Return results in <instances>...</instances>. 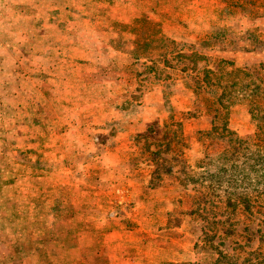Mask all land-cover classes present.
Returning <instances> with one entry per match:
<instances>
[{"label":"rangeland","instance_id":"1","mask_svg":"<svg viewBox=\"0 0 264 264\" xmlns=\"http://www.w3.org/2000/svg\"><path fill=\"white\" fill-rule=\"evenodd\" d=\"M259 66L264 0H0V264H145L151 253L209 264L220 251L256 248L264 195L246 219L210 196L201 172L226 149L245 160L257 125L239 106L216 124L227 129L206 132L201 94L216 76L231 84L227 72L238 68L251 69L240 80L250 90ZM102 84L127 89L106 114L95 105ZM116 139L126 148L105 159ZM201 141L213 143L211 159L190 172L185 159L204 158ZM136 175H148L147 189ZM80 246L86 262L69 251Z\"/></svg>","mask_w":264,"mask_h":264},{"label":"trees","instance_id":"2","mask_svg":"<svg viewBox=\"0 0 264 264\" xmlns=\"http://www.w3.org/2000/svg\"><path fill=\"white\" fill-rule=\"evenodd\" d=\"M142 17H144L143 14ZM141 31L146 32L144 30ZM157 45L158 44L155 42H150L149 46L153 48ZM243 69H232L230 72H227L229 73L228 79L232 80L231 84L226 80V84H223V78L216 76L217 83L214 84L216 89H211L210 91L208 90L201 94L202 97L206 96L205 98H203L204 100H206L205 104L207 105L205 115L211 118L212 124V129L206 132L212 134V130L214 129H227V122L219 127H216V124L219 120H221V118L225 119L230 114L238 112V108L240 106L241 108L247 109V111L251 115V118L257 125L255 133L258 142L256 143L257 148L252 149V147H248V151H253L250 152V154L247 155V158L243 161H241L240 155L237 154L239 148L236 149V147H234V151L232 152V154H230L227 149L220 154L217 153V158L216 160L213 159V162L216 163L215 161H218L220 163L212 168V170L204 168L203 172H201V180L202 182L210 184V196H224L228 202V206L231 207L234 212L237 208H240L245 213L247 219L248 215L256 207V201L264 195V88L256 83L257 80H264V67L259 66L256 70V79L253 81L251 80L247 83V85L251 84L250 90H248L249 88L244 89V87H242L241 85L240 80L244 77H251V73L249 72L251 71V69ZM241 75L244 76L241 77ZM210 79L211 78H208V81ZM237 79H239V81ZM78 87L80 88V90H82L83 88L82 84H79ZM114 87L115 86H103L99 91V98L95 100V102L98 101L97 104L99 105H102V103L113 104L116 100V96H118L117 99L122 97L121 94H111V90L113 89L118 91L122 90L121 87ZM80 100L81 99H78V101ZM184 125H186L185 122L177 124L178 127L183 129ZM232 141L237 143L240 142L243 144L245 143V141L243 140L238 141L237 138L232 139ZM201 143L203 147L208 146V148L205 149L206 152L204 154V158L202 157L201 159H199L198 163L195 166L189 162V159H187V157L185 159V161L188 162V165L186 167L190 170V172L194 171L195 168H203L204 166H201L203 165L202 163L208 161V159H211V154L208 150L210 148L209 146H213V143L212 145L210 143L209 145H207V143L204 141H201ZM171 145L172 139L168 140L165 148L169 149ZM185 148L186 151H184V155L191 149V144H187ZM160 153V150L156 152H154V150L151 151V154H153L154 157L160 156ZM227 162H230V165ZM99 173H101V171ZM101 180L102 179L99 176V182ZM225 182L227 184H224ZM85 183V185L81 184V187L87 189L89 184H87V181ZM204 197L207 198V195H205ZM94 219L95 218H93V220ZM78 221L83 223L89 221V219L87 220V218L84 216L82 220ZM225 232L231 235L238 234V231L235 228H229ZM240 248L244 249V246H241ZM239 252L242 251H237L234 254H227L220 251L219 258H215L209 264H264V237L262 236L261 238H259V243L256 248L251 250H243V254ZM178 255L182 254L178 253ZM175 257L176 256L172 255V253H168L164 256L158 255L156 253H151V257L145 261V264L182 263L176 260Z\"/></svg>","mask_w":264,"mask_h":264},{"label":"crops","instance_id":"3","mask_svg":"<svg viewBox=\"0 0 264 264\" xmlns=\"http://www.w3.org/2000/svg\"><path fill=\"white\" fill-rule=\"evenodd\" d=\"M60 31H67V29H64V28H60L59 29ZM90 41H97L96 39L95 40H90ZM119 53L121 52V51H118ZM105 56V54L104 55H101V57L103 58ZM74 60V59H73ZM72 62V61H71ZM103 86H106V84H102V87ZM118 87H121V91H118L117 90V92L119 93V94H123L124 92H127V89H125L124 90V87L122 86V85H119ZM114 104H116L115 102L113 103V104H109V105H114ZM97 107H98V109H97V111L99 112V113H101V109L102 110H104V113H105V111L106 110H108V106H107V103H102V105H97V103L95 104ZM103 107V108H102ZM109 110H113L112 108H110ZM102 114V113H101ZM106 114V113H105ZM96 117H99L98 115L96 116ZM170 117V116H169ZM169 117L167 118V119H169ZM144 118L145 117H140V118H135L136 119V123L137 124H133L132 126L133 127H130V129H133V130H135L134 129V127L136 128H138L139 129V131L137 130V133H142V132H144V130H142V127H144V125H145V121H144ZM167 119H166V121H167ZM164 121V120H163ZM101 123H103L102 121H101ZM140 131H142V132H140ZM123 134V133H122ZM121 134V135H122ZM116 141H117V139H116ZM115 143V142H114ZM126 143L125 142H121L119 139H118V141L115 143V145H116V147H115V149H112L111 151H107L106 153H107V155H106V157H105V159H109V160H115L116 159V156H117V158L119 157L118 155L120 154V151H122L123 149H125L126 147H124V146H126L125 145ZM190 151V150H189ZM188 152V151H187ZM186 156H187V153L185 154ZM91 157H93V156H91ZM116 169V168H115ZM115 169L112 171H109L108 173H114V175H117V172L115 173ZM107 170H110V169H108V167H107ZM117 170V169H116ZM119 173L118 174H120L121 172H120V169H119V171H118ZM109 174V175H110ZM122 174V173H121ZM112 175V174H111ZM106 179V178H105ZM104 179V180H105ZM108 181H106V185H109V183H110V185L112 184L111 182V180L108 178L107 179ZM136 183H135V186H140V187H144V188H148V183H149V177H148V175L146 176V177H144V178H139V175H136ZM108 182V183H107ZM109 187V186H108ZM111 190H112V187L110 188ZM100 192L102 191V193L104 192V187H101L100 189ZM105 195V194H104ZM107 195H108V193H107ZM142 205H144V206H147V205H150V206H154L155 205V202H154V200L153 199H151V198H141L140 199V206H142ZM149 216H151V215H153V214H149V213H147ZM152 217V216H151ZM125 237V234H124V232L122 231V232H120V238H121V240L123 239ZM90 247V246H89ZM111 248V247H110ZM85 248H83V247H78V248H72V249H70L69 251H73V252H76V253H78L80 256H82V259H83V262H86V259L84 260V258H83V250H84ZM90 249V248H89ZM94 251L95 250H97V248L96 249H93ZM96 254H98V252H95ZM78 259V258H77ZM75 257H67V261H68V263L70 264H74L75 262H77L78 260H77Z\"/></svg>","mask_w":264,"mask_h":264}]
</instances>
